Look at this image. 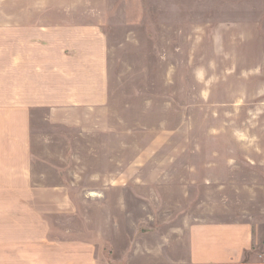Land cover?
I'll return each mask as SVG.
<instances>
[{
    "label": "rangeland",
    "instance_id": "374dc122",
    "mask_svg": "<svg viewBox=\"0 0 264 264\" xmlns=\"http://www.w3.org/2000/svg\"><path fill=\"white\" fill-rule=\"evenodd\" d=\"M254 1L59 3L106 35L107 100L76 110L77 124L38 109L33 138L92 221L118 217L120 246L133 228L177 238L207 219L248 220L264 235V10L245 8Z\"/></svg>",
    "mask_w": 264,
    "mask_h": 264
},
{
    "label": "crops",
    "instance_id": "0c3cea01",
    "mask_svg": "<svg viewBox=\"0 0 264 264\" xmlns=\"http://www.w3.org/2000/svg\"><path fill=\"white\" fill-rule=\"evenodd\" d=\"M62 1L0 0V264H264V235L243 219L187 222L177 238L133 228L120 246L118 217L92 221L39 158L38 109L77 124L76 110L107 100L106 35Z\"/></svg>",
    "mask_w": 264,
    "mask_h": 264
}]
</instances>
